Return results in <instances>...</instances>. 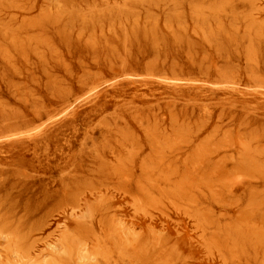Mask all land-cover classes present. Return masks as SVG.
I'll list each match as a JSON object with an SVG mask.
<instances>
[{"label":"rangeland","instance_id":"obj_1","mask_svg":"<svg viewBox=\"0 0 264 264\" xmlns=\"http://www.w3.org/2000/svg\"><path fill=\"white\" fill-rule=\"evenodd\" d=\"M241 1L0 0V194L31 211L46 185L52 208L66 186L108 182L94 233L130 223L143 264H264L252 239L264 233V40L249 43ZM135 154L124 189L109 170ZM242 158L244 180L232 171ZM58 213L52 239L64 224L86 233Z\"/></svg>","mask_w":264,"mask_h":264},{"label":"bare ground","instance_id":"obj_2","mask_svg":"<svg viewBox=\"0 0 264 264\" xmlns=\"http://www.w3.org/2000/svg\"><path fill=\"white\" fill-rule=\"evenodd\" d=\"M241 2H243L244 5L247 6V8H246L247 12H246L245 17L243 18V20H244V22L246 24L245 27L248 30L247 39L249 40V43H251L254 40H259V41L264 40V23L263 22H258L256 20L258 18H255L257 13H258V11L260 10L259 6L257 4L259 2V0H243ZM229 5H231V4L229 3ZM223 6H224V4L223 5L221 4L220 6H218L219 8L217 7V9H216L214 7V5H213V7L215 9H212V11L214 12V14H216L217 11H220V8H222ZM219 36H221L220 33H218L217 37H219ZM251 50H252V48H251ZM54 81H56V80L54 79ZM166 81L167 82H171L174 85L183 82L182 79H178V78L177 79H166ZM194 83L197 84V82H194ZM92 91H94V90H92ZM261 91H263V90H261ZM38 114L40 115V113H38ZM35 115L37 116L36 113H35ZM56 118H57V116H53L51 119H49V121H54ZM43 126L44 125L39 126V127L35 128V129L31 128L32 130H27V131H24L22 133L16 132L17 134H12L10 137H18V136H23V135L30 136L29 134H31L33 132L37 134V133L42 131L41 128ZM18 130L21 131L22 129L18 127ZM8 131H10V130H8ZM175 138H177V137H175ZM36 142H38V141H36ZM40 142L41 141L39 140L38 143H40ZM90 142H92V141H90ZM89 146H92V144L89 145ZM132 146H134V145H132ZM124 147H126V146H124ZM134 147H136V146H134ZM207 147H208V145H207ZM128 149H130V148L128 147ZM138 150H140V149H138ZM111 153H113V151ZM118 153H121V152H118ZM203 153H204V151H203ZM156 154H157V152H156ZM113 155H115V154L113 153ZM100 156H102V155H100ZM136 156H137V154L132 155L131 159L129 158V159H126L124 161H121L123 159L122 158L120 160L121 162L117 166H114L113 168H111L109 170V176L110 177H117L118 180L120 181V186L123 187L124 189H126L129 186V179H131L130 178L131 177V171L134 168L133 165H134V161H135V157ZM233 160L235 161L236 159H233ZM118 161H119V159H118ZM160 161H162V160H160ZM159 164H160V162H159ZM215 166H217V165H215ZM215 166H214V168H215ZM165 167L166 166H164V168ZM248 167L249 166H248L247 161L242 158L241 160L240 159L237 160V162L235 164V167L232 169V171L235 172L236 174L238 173L239 174L238 178H243V180H244L246 178V176L242 172L245 171V170L247 171L248 169H250ZM151 168L149 167L148 162L143 161V160L141 161V163L139 165V170H140L141 174L143 175V179H144V175L146 174V172H148L149 169H151ZM216 169H218V167ZM161 172H162V170H161ZM1 173L7 174L8 171L1 172ZM247 176H249V175H247ZM187 178H188V176H187ZM236 178H234L232 183L230 182L231 186L233 185L235 180H236V182H237V180H238V182L240 181V179H238V178L236 179ZM263 179H264V177H263ZM85 181L89 182L90 180H85ZM142 183H143L142 179L136 180L135 186L138 187L139 189H141L143 187ZM204 183H205V181H204ZM48 188H49V186L47 187V185H46L44 187L43 191L41 192L42 193V199H43L42 203H39L38 205H36V207L34 209H32L31 211L27 210L28 206H26L21 211H19L18 210L19 200L14 198L13 195L10 194L11 193L10 190L5 192V194H2V193L0 194V239L5 241V243L7 245L5 247L6 248V258H4L5 256L2 255L3 256L2 257L0 255V264H103V262L106 263V264H143L141 262L142 261L141 260V254H142V252L144 250H143V247L138 249V250H134L133 246H134V243H136L138 241L139 235L137 234L138 232H136V230H134L132 227L128 226L130 223L128 224V222L123 220V221H125L128 224L127 225L125 222H123L121 220L122 218L121 219H117L116 217L113 216L115 219L111 220V226H110L109 230H107V232L104 234V236H101V235H98V234L94 233V228H93L92 222H93V219L95 217V210L93 208V205L102 206V207H107V205H109L110 197L108 196V194L106 192L111 188V185L108 182H106V183H98V184L86 183V182L84 184H82V183L78 184L77 183V185L74 188H70V186H66V188H65L66 192L62 196L58 197V199L56 200L55 205L52 208H50V205H47V204L45 205V203L48 202L50 198H52L50 196V194L48 193V190H47ZM112 188H114V187H112ZM122 190L123 189H121V191ZM87 192L91 193L92 197L94 198L93 200H90V199H88V197H85V194H87ZM140 200L138 199L139 202H141ZM139 202L135 201L134 204L133 203L132 204H133V207L137 211H140V210L142 211V208L140 207ZM176 203H178V202H176ZM41 207H43L42 210L44 209V211H43L44 214H42V216H39L38 219H37L36 216H34L32 214H33V211H35V212L36 211H40ZM56 212L57 213L60 212L63 215H65L64 220L74 219L75 221L77 220V221H79L81 223L83 222L84 224L89 226L88 228L85 227L87 234L83 233V230L81 228L75 229V228H72V227L68 226V224H64L63 227L59 231L58 237L56 239H52L50 237V235H51L50 232L51 231L48 230V228L50 226L49 225V217L52 216V214L56 213ZM185 212L188 213L187 211H185ZM251 212H253V211H251ZM62 214H61V216H62ZM35 218H36V222L33 223L32 220L33 219L35 220ZM199 221H201V220H199ZM244 222H247V221H244ZM248 229H249V227H248ZM47 233H49V234H48L47 237H45V239H42L40 241L33 239V238H37V237H40V236H45ZM253 233H254L253 234L254 238H252V239H254V242H253L254 245L258 246V244L260 245L261 243H263V241H264V233L262 235H261V233H258V232H253ZM1 243H2L1 245H5V243L4 244H3V242H1ZM39 243H45L46 247H45V250L42 253L38 254L36 252V247H37V244H39ZM1 251H3V250H1ZM1 253H3V252H1ZM263 261L264 260H262V263H263Z\"/></svg>","mask_w":264,"mask_h":264}]
</instances>
